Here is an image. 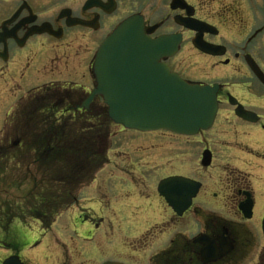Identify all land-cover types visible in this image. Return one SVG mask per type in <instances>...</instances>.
I'll use <instances>...</instances> for the list:
<instances>
[{
    "label": "flooded vegetation",
    "instance_id": "af4514ba",
    "mask_svg": "<svg viewBox=\"0 0 264 264\" xmlns=\"http://www.w3.org/2000/svg\"><path fill=\"white\" fill-rule=\"evenodd\" d=\"M131 16L142 19L152 39H179L175 55L162 61L189 83L218 85V111L212 128L196 136L153 133L167 139L169 150L181 152V167L191 166L200 175L216 168L210 183L172 173L147 185L135 184L137 193L130 196L134 202L149 187L169 212L171 218L163 224L176 226L192 213L200 230L188 237L182 232L171 235L163 224L151 228L135 238L130 261L264 264V0H0V170L6 171L4 178L14 177L20 184L26 179V170L21 169L24 159L12 167L6 159L11 160L15 152L26 155L29 93L23 91L29 83L38 82L42 98H50L42 110L44 119L53 115L73 122L106 121L101 98L96 97L88 109L80 106L94 87L92 64L98 47ZM251 60L261 78L250 68ZM240 110L251 113L248 118L254 121L241 118ZM17 122L23 125L15 137L16 127L11 131L9 125ZM159 149L152 153L153 166L160 165L156 162L161 159ZM203 155L209 160L206 167L201 165ZM138 173L144 175L142 168L135 167V178ZM171 176L200 183L181 217L156 192L159 181ZM141 203L135 205V223L145 209L157 211L150 199L147 208ZM95 215L93 209L77 211L70 229L76 238L88 241L90 227L85 220ZM18 228L10 230L9 245L0 244L7 257L21 252V238L17 239L22 229Z\"/></svg>",
    "mask_w": 264,
    "mask_h": 264
},
{
    "label": "rangeland",
    "instance_id": "374dc122",
    "mask_svg": "<svg viewBox=\"0 0 264 264\" xmlns=\"http://www.w3.org/2000/svg\"><path fill=\"white\" fill-rule=\"evenodd\" d=\"M256 1L259 3L261 0ZM259 8L261 9L260 6ZM38 84V82L29 83L23 91L24 95L26 92L29 93L24 121L26 155L20 157L15 152L11 160L9 157L6 159V165L11 164L12 167L13 164L20 163V159L23 158L21 169L26 170V179L22 184L20 180L14 182V177L6 176L5 179L2 172L6 171L0 170V244L2 247L9 245L10 230L12 227L19 226L17 230L22 229V232L17 239L21 238L20 244H18L19 241L17 244L21 252L13 253L12 256L17 257L21 264H36V261L37 264H101L108 261L134 264L130 261L132 259L130 255L131 250L135 248V238L138 234L159 226L171 218L165 207L156 201L154 192L149 187L144 189L143 193L140 192L141 197H136L134 202L130 196L131 193L132 195L137 193L135 184L147 185L152 179L162 178L172 173H184L193 179L198 178L210 183L215 173V165L204 175H200L192 171L191 166L186 169L180 166L181 152L169 150L167 139L161 135L124 130L115 124L108 125L106 121L100 122L98 118H92L90 121L76 120L73 124L67 121L70 125L68 127L64 125L63 133L70 138L74 134L82 137L90 146L91 153L89 157L70 153L73 159L87 158L84 169L78 170V178H72L69 183L71 186L68 188V193L74 191L79 203L74 207L67 206L61 208L58 213L48 215L49 222L52 223L44 229L40 222L28 217L42 211V205L61 194L63 180L60 178L55 185L52 176L50 183L46 184L53 197L45 192L41 193L45 189L41 174L43 169L49 166L44 161L49 149H45L44 145L40 144L45 138L43 126L47 121L44 120L42 110L48 107L46 99L50 100V98H42L44 92L40 90L41 87ZM58 97L60 98V95ZM46 119L56 120L53 115L52 118ZM21 123L9 125L11 131L16 127L15 137L19 136ZM59 132L60 130L57 129L56 133ZM82 132H84L83 135ZM57 137L55 136V139ZM35 140L37 144L33 145V142L36 143ZM158 147L161 159L156 162L160 165L153 166L152 153L156 152ZM49 148L53 151L51 147ZM12 149L14 146L11 151ZM59 151L62 152L61 149ZM70 163L71 161L68 160L66 164L69 166ZM58 165L62 167L60 163ZM135 167L142 168L144 175L139 176L141 173H138L135 178ZM160 168L164 170L162 173ZM28 190L30 193L27 196ZM43 194L49 198L43 199ZM69 198H71L70 194ZM149 199L156 204L157 211L145 209L144 215L137 217L135 223V205L142 202L141 204L146 207ZM81 208L96 211L94 217L85 220L90 227L88 233L90 238L87 239L89 242H85L84 237L76 238L70 230L72 220ZM194 219L193 214L189 213L176 226L168 223L162 226H167L171 235L182 232L192 237L200 230L199 226L195 225ZM8 223H11L9 227ZM4 248H0V258L5 260L8 257Z\"/></svg>",
    "mask_w": 264,
    "mask_h": 264
},
{
    "label": "water",
    "instance_id": "95a60500",
    "mask_svg": "<svg viewBox=\"0 0 264 264\" xmlns=\"http://www.w3.org/2000/svg\"><path fill=\"white\" fill-rule=\"evenodd\" d=\"M148 34L142 19L131 16L103 40L93 60L95 86L81 107L87 108L95 97H101L112 123L142 133L168 131L194 136L209 130L217 113L218 86L189 84L181 79L161 62L176 53L179 39L175 36L152 39ZM251 62V69L260 77ZM237 114L254 121L248 118L251 113L237 111ZM202 163L209 165L206 155ZM199 186L189 179L169 177L159 182L157 192L177 216H182ZM2 264L21 263L12 256Z\"/></svg>",
    "mask_w": 264,
    "mask_h": 264
},
{
    "label": "trees",
    "instance_id": "16d2710c",
    "mask_svg": "<svg viewBox=\"0 0 264 264\" xmlns=\"http://www.w3.org/2000/svg\"><path fill=\"white\" fill-rule=\"evenodd\" d=\"M67 121L68 120L66 119H63V120L56 119L54 121L47 120L45 125L43 126L45 138H43L40 144H43L45 149H49L47 151V154H45L46 158L44 159L45 164L46 165L48 164L49 166L44 168L43 173L41 174V179L43 183H45L44 184L45 189L41 193L45 192L48 196L53 197L51 195V191H49V188L46 186V184L50 183V178H52V176L54 177L55 185L57 184L60 178L63 180V183L61 186L62 187L61 194L57 198L49 200L46 203L44 202L45 204L43 203L44 205H42L43 207L42 211H39L38 213H33L29 216L31 219L38 220L42 224L44 229H47L49 225L52 223V222H49L50 219L48 218L49 217L48 215H53L52 213L54 214L58 213L61 208L71 206L76 201V194L74 193V191L72 190L71 193H68V188L71 186V184L69 183L72 178L74 179L78 178L77 176L78 170L84 169L87 158L83 157L82 159H78V160L75 158L73 159L70 157V153L76 156L79 154L81 156L87 155L88 157L91 153L90 146L88 145V143L86 144V142H84L82 137L76 136V134H74L73 137L70 138L69 136L63 133V131L65 130L64 125L68 127V125H70L69 123H72V124L74 123L73 121H69V123H67ZM106 122L108 125L111 124V122L108 119H106ZM57 129L60 130L59 133H56ZM84 132H82V135L84 134ZM55 136H58V137L55 139ZM38 137L40 136L38 135ZM34 144L36 145L37 141L36 143L33 142V145ZM49 147H51L53 151H50ZM59 149H61L62 152H60ZM64 154H67V155L65 157H62L64 156ZM68 160L71 161L69 166L66 164L68 163ZM58 163H60L62 167L59 166ZM72 187L74 186L72 185ZM36 192L37 191H35V193ZM29 193H30V190L27 191L26 195L28 196ZM46 194H43L42 196L43 199L49 198ZM69 194L71 198H69ZM45 200H48V199H45Z\"/></svg>",
    "mask_w": 264,
    "mask_h": 264
}]
</instances>
